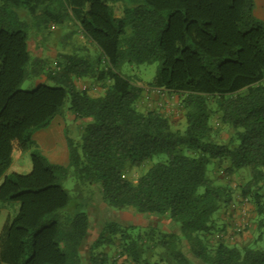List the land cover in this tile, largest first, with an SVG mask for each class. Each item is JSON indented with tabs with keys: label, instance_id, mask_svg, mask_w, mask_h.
I'll list each match as a JSON object with an SVG mask.
<instances>
[{
	"label": "trees",
	"instance_id": "1",
	"mask_svg": "<svg viewBox=\"0 0 264 264\" xmlns=\"http://www.w3.org/2000/svg\"><path fill=\"white\" fill-rule=\"evenodd\" d=\"M120 1L123 15L116 18L112 5ZM254 8V0H2L0 203H18L19 210L11 216L0 209V264H83L89 216L62 214L71 202L62 186L70 174L83 186L99 185L102 202L111 208L178 224L179 234L158 241L172 264H191L184 244L201 264H264V249L223 240L212 245L208 238L214 215L232 202L230 188L208 176L215 160L228 163L227 175L251 170L240 195L254 204L264 228V20ZM19 9L38 28L64 23L72 9L100 58L87 60L74 48L56 70L46 69L29 52L30 25ZM154 63L159 66L152 86L181 98L183 133L173 132L159 110H138L144 89L120 72L125 64ZM43 76L53 85L21 89L26 80ZM77 79L104 82L105 91L94 97L76 86ZM65 110L88 121L78 141L67 139V167L51 163L32 140ZM214 117L235 131V146L215 139ZM160 155L167 159L136 182L126 177ZM133 228L105 224L85 247V264H118L97 251L117 241L120 257L151 264L144 256L145 236L133 238Z\"/></svg>",
	"mask_w": 264,
	"mask_h": 264
},
{
	"label": "rangeland",
	"instance_id": "2",
	"mask_svg": "<svg viewBox=\"0 0 264 264\" xmlns=\"http://www.w3.org/2000/svg\"><path fill=\"white\" fill-rule=\"evenodd\" d=\"M123 5L124 2L120 1L116 5V8L122 7ZM49 41L50 42L46 44V46L56 48L55 51L60 52L61 54L67 52L72 53V49L75 48L78 50L81 48V45H83H65V39L62 37H55ZM97 49L98 48L94 45L92 48H89L88 52H77L80 57L95 62V60L98 59V56H100ZM32 55L35 54L32 53ZM43 55L46 60V69L48 70H56L58 68L56 64L63 60L61 58H55L53 54L48 53V50H46ZM103 65L105 64L103 63L102 66ZM158 66V63L143 65L125 64L120 72L127 76L134 84L144 89V94L137 105L138 110L144 112L151 109L159 110L170 119L173 132L183 133L186 128V123L180 106L181 98L176 94L169 93L160 96L153 91L156 88L152 85L156 79ZM41 80V84H47L49 86L53 85L51 82L46 81L44 77L30 78L24 82L21 89L23 91H31L37 87V82ZM79 89H85L91 95L99 96L104 93L103 90L105 89V84L104 82H96L92 80L89 84H80ZM210 105L212 108H216L213 100L210 101ZM87 122L86 119L78 120L77 123L74 124L67 121V133L68 136L70 135L69 138L78 141L82 129ZM212 125L216 131L215 139L218 143L229 144L230 146L236 145L237 139L234 130L229 127L220 126L217 117H214L212 120ZM184 152L187 153L186 151ZM166 159L167 157L165 155L156 156L152 160L146 162L141 168L129 169L126 173V177L132 182H136L150 167L159 162H163ZM227 168L228 163L219 160L213 161L208 167L209 178L212 179L216 185L228 186L232 192V202L228 205L222 206L214 215L215 230L208 238L210 242H212V245L216 244L219 240H223L229 246L239 248L247 246L254 249H264V228L261 230L259 228L258 223L260 218L256 214L255 206L250 200L243 199L240 195L241 187L246 185L252 178L251 170L249 168H244L232 175H227ZM28 172V170H24L21 174H27ZM62 186L71 196V202L62 214L65 217L71 218L79 212H84L90 219L89 236L91 240L89 244L86 243L81 250L83 264L86 263L84 255L88 254L87 250L89 247L87 246L98 238L102 231V227L109 222H115L121 227L133 226L134 228L129 230V233L133 238L145 236L144 239L148 249L144 256L151 264H172L170 263L172 258L167 249L160 247L158 241L163 234H179L178 224L171 223L167 218L140 215L133 209L118 210L111 208L102 202L99 185L92 187L83 186L73 177L72 174H70L69 178L63 182ZM3 207H5V210L11 216H15L19 210L18 203L8 204L6 206L0 203V209ZM2 221L3 218L1 222ZM147 235H149V238ZM89 236L88 240L90 239ZM85 247L88 249L86 250ZM97 251L106 252L111 259H116L118 264H133V262L126 259L124 256L120 257L121 248L119 246V241H117L115 246H103ZM183 252L186 254L191 264H201L188 253L185 244L183 245Z\"/></svg>",
	"mask_w": 264,
	"mask_h": 264
},
{
	"label": "crops",
	"instance_id": "3",
	"mask_svg": "<svg viewBox=\"0 0 264 264\" xmlns=\"http://www.w3.org/2000/svg\"><path fill=\"white\" fill-rule=\"evenodd\" d=\"M254 1H255L254 16L259 20H264V0H254ZM118 3L113 4L112 6L114 8L115 17L121 18L123 15L124 5L122 7L116 8V5ZM1 4H2V0H0V6ZM69 10H70V17L67 18V20H65L64 23L58 25L49 24L46 27H39V28L34 25L33 21L31 20V17L25 10L22 9L17 10V13L21 18V20L30 25L29 37H28V49L33 59H38L45 63L46 60L43 54L45 53L46 50H48V53L53 54L55 58L57 57L63 59L62 57L63 55L70 54V52L68 53L67 51H66L67 53L61 54L60 52L55 51L56 48H51L50 46H46V44L50 42L49 40L55 37L64 38L65 45L83 44L81 45V48L78 49V51H81L80 53L88 52L89 48H92L94 46V44L89 39H87L80 30L79 18H77V16L73 13L72 9ZM97 50L99 52V55L101 56V51L99 49ZM32 53L35 55H32ZM100 56H98V58H100ZM43 77L45 78V76ZM39 82H37L36 84L37 86L42 83V80ZM89 82H92V80L77 79L75 81L76 86L78 88L80 84L83 83L89 84ZM103 91H105V89ZM94 97H98V96H94ZM67 121H70L71 124H74L77 123L78 119H76V117L71 112L65 111V113H63L62 115L57 116L52 121L49 127L35 132L32 138L34 148L41 151L51 163L64 167H67L69 165L67 139L68 137H70V135L68 136L67 133L68 130Z\"/></svg>",
	"mask_w": 264,
	"mask_h": 264
},
{
	"label": "built area",
	"instance_id": "4",
	"mask_svg": "<svg viewBox=\"0 0 264 264\" xmlns=\"http://www.w3.org/2000/svg\"><path fill=\"white\" fill-rule=\"evenodd\" d=\"M153 91L160 96H163L165 95V93H167L164 89L161 88H155Z\"/></svg>",
	"mask_w": 264,
	"mask_h": 264
}]
</instances>
